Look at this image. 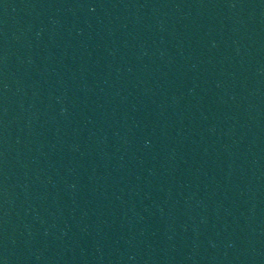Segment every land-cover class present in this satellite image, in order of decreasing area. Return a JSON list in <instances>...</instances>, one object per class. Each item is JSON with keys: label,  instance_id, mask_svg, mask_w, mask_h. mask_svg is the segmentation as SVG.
I'll return each instance as SVG.
<instances>
[{"label": "water", "instance_id": "obj_1", "mask_svg": "<svg viewBox=\"0 0 264 264\" xmlns=\"http://www.w3.org/2000/svg\"><path fill=\"white\" fill-rule=\"evenodd\" d=\"M0 264H264V0H0Z\"/></svg>", "mask_w": 264, "mask_h": 264}]
</instances>
